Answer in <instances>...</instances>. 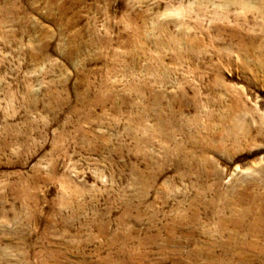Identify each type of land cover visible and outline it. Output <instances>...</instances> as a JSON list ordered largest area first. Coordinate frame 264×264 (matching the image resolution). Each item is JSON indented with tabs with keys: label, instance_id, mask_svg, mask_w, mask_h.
Returning a JSON list of instances; mask_svg holds the SVG:
<instances>
[{
	"label": "rangeland",
	"instance_id": "374dc122",
	"mask_svg": "<svg viewBox=\"0 0 264 264\" xmlns=\"http://www.w3.org/2000/svg\"><path fill=\"white\" fill-rule=\"evenodd\" d=\"M0 264H264V0H0Z\"/></svg>",
	"mask_w": 264,
	"mask_h": 264
}]
</instances>
